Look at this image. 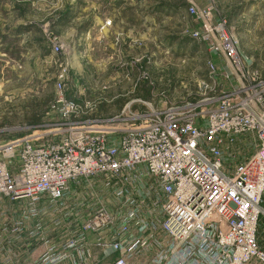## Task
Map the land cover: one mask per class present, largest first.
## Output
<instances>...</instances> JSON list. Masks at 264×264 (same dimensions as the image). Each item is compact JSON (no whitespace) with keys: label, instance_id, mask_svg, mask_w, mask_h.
Segmentation results:
<instances>
[{"label":"built area","instance_id":"1","mask_svg":"<svg viewBox=\"0 0 264 264\" xmlns=\"http://www.w3.org/2000/svg\"><path fill=\"white\" fill-rule=\"evenodd\" d=\"M188 11L200 21L193 40L225 62H208L202 87L213 97L162 109L137 98L101 118L107 101L90 100L87 88L84 100H71L62 75L49 119L0 143L2 197L32 206L49 199L65 211L71 185L100 179L113 192L115 205L100 204L63 251L51 247L36 264H67L84 253L89 233L105 264H264V76L227 19L217 21L213 8ZM124 73L135 87L153 86L144 70ZM248 138L255 150L235 160ZM229 151L234 166H226Z\"/></svg>","mask_w":264,"mask_h":264},{"label":"rangeland","instance_id":"2","mask_svg":"<svg viewBox=\"0 0 264 264\" xmlns=\"http://www.w3.org/2000/svg\"><path fill=\"white\" fill-rule=\"evenodd\" d=\"M114 1L96 0V3L106 16ZM119 2L125 9L115 18L117 23L105 22V27L114 23L111 27L116 26V31H105L100 41L91 39V46L87 45L85 51L79 50L78 61H69L74 65L69 66L66 52L74 36L50 28L49 16L40 18L42 14L34 0H0V5L9 6L10 27L19 21L37 24L35 31L25 34L24 39L4 38L5 47L0 50V143L24 138L27 135L24 129L36 124L31 121L36 112L41 113L42 123L49 119L48 109L62 75L66 77L70 99L81 98L80 93L87 88L90 100L107 101L100 105L104 114L101 118L118 116L127 102L137 98L162 109L213 97L216 92L203 88L202 84H208V62L216 59H212L205 45L191 36V31L200 27V21L189 14L192 5L200 10L213 8L217 21L227 19L241 51L264 76V0H197L195 4L189 0H138L134 7L127 0ZM172 9L180 15L172 14ZM148 11L155 12L151 19L134 17L136 12ZM144 23L151 28L133 30L144 27ZM30 39L39 43L40 51L32 52L24 47ZM20 41L24 42L17 46ZM133 62L137 63L131 66ZM127 70L135 78L139 72L146 71L153 86L139 82L135 87L134 79L124 78ZM89 86L96 91L93 97ZM100 89H105L103 96ZM255 148V142L248 138L242 149L236 150L240 155L235 160L243 159L246 154L250 156ZM229 155L230 151L226 154V166H234L237 162L229 161ZM81 186L86 190L80 197L87 199L91 215L95 212L94 206L115 205L112 190L104 187L100 179L75 187Z\"/></svg>","mask_w":264,"mask_h":264},{"label":"crops","instance_id":"3","mask_svg":"<svg viewBox=\"0 0 264 264\" xmlns=\"http://www.w3.org/2000/svg\"><path fill=\"white\" fill-rule=\"evenodd\" d=\"M116 1L112 2L110 11L105 16L100 12L96 0H34L39 5L37 10L42 14L40 18L42 19L46 15L49 16L48 24L50 28L57 33L74 36L73 42L69 45V52H66L69 66L72 65L69 61H78L76 56H78L79 50L85 51L91 44V39L100 41L105 31H116L114 30L116 26L113 28L112 25L111 27V24H114L112 22L105 27L106 21H113L116 17L119 18L120 12L125 9V6L120 5L119 1L121 0ZM127 1L131 7L137 6L138 0ZM189 1L194 4L197 2V0ZM171 12L177 16L180 15L178 10L174 11L172 9ZM154 13L152 11L136 12L134 17L139 20L140 17L144 20L151 19V15H154ZM10 14L8 5H0V50L5 47L4 38L11 40L24 39L26 38L24 35L35 31L33 28L37 26L31 21L26 23L19 21L15 26L10 27ZM115 23H117L116 20ZM148 27L151 28L144 23V27L143 25L140 29L134 27L133 30L139 32L141 29L147 30ZM23 42H17V46H21ZM24 44L27 50L40 51L39 43L33 41V39ZM2 57H5V55H2ZM216 61L219 68H222L225 64L222 58H217ZM89 87L91 88V86ZM91 91L93 97L96 91L92 88ZM68 97L70 98V94H68ZM71 100L81 102L82 97L78 99L73 97ZM97 113L99 117H104L100 108ZM1 142L4 143V141ZM0 159H2L1 155ZM18 169L19 163L17 164L16 161L11 170L17 173ZM85 190L86 188L83 186L76 188L71 185L69 187L64 201L69 203L71 209L65 211L58 205L49 203V199H42L37 205L32 206L28 200L12 201L0 196V264H36L41 255L51 247L63 251L65 245L80 234L81 227L91 215L87 199L80 197ZM95 208L96 206L93 207V210ZM98 240L97 235L89 233L84 253L74 254L67 264H105L108 262L102 260L101 250L97 247ZM83 257L84 260H87V263H83ZM110 260H113V257Z\"/></svg>","mask_w":264,"mask_h":264},{"label":"trees","instance_id":"4","mask_svg":"<svg viewBox=\"0 0 264 264\" xmlns=\"http://www.w3.org/2000/svg\"><path fill=\"white\" fill-rule=\"evenodd\" d=\"M49 111V109H48ZM31 121L34 123H36L35 125H38V124H41L42 121H41V113H35L33 114V116L31 117Z\"/></svg>","mask_w":264,"mask_h":264}]
</instances>
